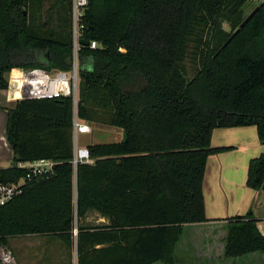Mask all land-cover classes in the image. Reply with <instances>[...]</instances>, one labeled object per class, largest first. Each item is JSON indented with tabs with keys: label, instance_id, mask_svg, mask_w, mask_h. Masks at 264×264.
I'll list each match as a JSON object with an SVG mask.
<instances>
[{
	"label": "trees",
	"instance_id": "1",
	"mask_svg": "<svg viewBox=\"0 0 264 264\" xmlns=\"http://www.w3.org/2000/svg\"><path fill=\"white\" fill-rule=\"evenodd\" d=\"M245 5L88 0L75 112L121 129L122 139L88 145L91 163L74 166L71 97L19 99L6 109L12 162L0 168V182L25 183L0 207V245L52 236L75 249L77 264H176L184 227L208 222L207 158L228 150L211 147L213 130L254 126L264 145V0L234 34ZM71 12L72 0H0V90L7 72L71 68ZM41 160L51 170L27 178L19 164ZM263 182L264 152L250 160L246 186ZM89 211L106 223L79 224ZM226 230L225 260L264 256L250 213L227 219Z\"/></svg>",
	"mask_w": 264,
	"mask_h": 264
},
{
	"label": "crops",
	"instance_id": "2",
	"mask_svg": "<svg viewBox=\"0 0 264 264\" xmlns=\"http://www.w3.org/2000/svg\"><path fill=\"white\" fill-rule=\"evenodd\" d=\"M4 77L8 88L0 90V127H5L0 142L9 150V153L6 157L0 155V163L7 161L10 164L6 166L0 164V168L9 167L12 162V151L5 137L6 109L13 107L20 99L18 86L21 75L20 72H7ZM210 143L212 148H228V150L212 154L206 161L202 192L205 217L208 222L192 225L194 231L188 235L189 240L186 245L188 248L185 250L186 253L184 252V254H191V247H193L194 254L198 255L200 262L202 257H205L204 253H210L207 256L215 253L214 245L216 244H218L217 247L221 246L222 253L227 233V219L250 213L256 220L258 231L264 236V191L261 188L250 189L246 186L247 167L250 160L264 152V145L258 140L256 128L245 126L214 129ZM260 255L248 256L259 258Z\"/></svg>",
	"mask_w": 264,
	"mask_h": 264
},
{
	"label": "rangeland",
	"instance_id": "3",
	"mask_svg": "<svg viewBox=\"0 0 264 264\" xmlns=\"http://www.w3.org/2000/svg\"><path fill=\"white\" fill-rule=\"evenodd\" d=\"M261 1L263 0H246L243 16L246 17ZM87 124L90 128V133L77 137L78 147H87L91 144L114 143L122 139V130L119 128L94 123ZM4 129L5 127H0V137L4 134ZM8 153L9 150L1 143L0 155L6 157ZM0 164L6 166L10 162L6 161ZM78 223L82 226L95 227L106 223V221L99 214L89 211L86 217ZM193 231L194 228L192 225H186L184 227L182 240L175 252L176 264H264L263 255H260L259 258L245 256L237 260H225L222 257L221 246L217 247L218 244L214 245L215 253H212L210 256H207L210 253H204L205 257H202V262H200L198 255L195 256L194 254L195 249L193 247H191V254H184L188 248L186 247L187 241L189 240L188 235ZM184 238L185 240H183ZM7 247L11 250L18 264H77L75 249L68 250L61 240L52 236L13 237L8 239ZM216 251L220 253L218 254Z\"/></svg>",
	"mask_w": 264,
	"mask_h": 264
},
{
	"label": "built area",
	"instance_id": "4",
	"mask_svg": "<svg viewBox=\"0 0 264 264\" xmlns=\"http://www.w3.org/2000/svg\"><path fill=\"white\" fill-rule=\"evenodd\" d=\"M88 4V0H72V65L67 71L55 70L45 71L41 68H33L20 72L19 79V98L20 99H54L61 97H71L74 105V157L72 164H89L91 163L89 153L86 147H78V135H86L90 133L88 124L76 115V105L78 96V58L79 50V18L83 14L84 9ZM96 42L90 43V48H96ZM20 167L29 170L27 178L39 175L43 172L51 170L53 162L41 160L32 163L19 164ZM25 179H20L16 183H1L0 182V207L7 204L14 196L19 195L22 191ZM0 264H18L13 257L11 250L7 246L0 245Z\"/></svg>",
	"mask_w": 264,
	"mask_h": 264
},
{
	"label": "water",
	"instance_id": "5",
	"mask_svg": "<svg viewBox=\"0 0 264 264\" xmlns=\"http://www.w3.org/2000/svg\"><path fill=\"white\" fill-rule=\"evenodd\" d=\"M257 8L258 7H255L245 18H244V20L242 21V23L239 25V27H238V29L234 32V34L239 30V29H241V28H243L244 27V25L252 18V16L256 13V11H257ZM25 14V13H24ZM80 44H87V42H85V41H81V42H79ZM261 189H262V191H264V182H263V184H262V186H261Z\"/></svg>",
	"mask_w": 264,
	"mask_h": 264
}]
</instances>
